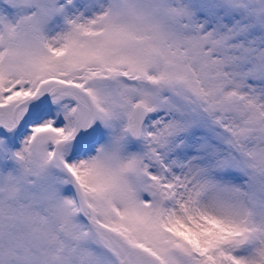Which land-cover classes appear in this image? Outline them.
Wrapping results in <instances>:
<instances>
[{
  "label": "snow or ice",
  "instance_id": "obj_1",
  "mask_svg": "<svg viewBox=\"0 0 264 264\" xmlns=\"http://www.w3.org/2000/svg\"><path fill=\"white\" fill-rule=\"evenodd\" d=\"M0 264H264V0H0Z\"/></svg>",
  "mask_w": 264,
  "mask_h": 264
}]
</instances>
